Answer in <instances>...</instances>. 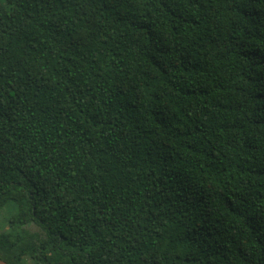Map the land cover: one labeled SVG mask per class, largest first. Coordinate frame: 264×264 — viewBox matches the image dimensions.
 <instances>
[{
  "label": "trees",
  "instance_id": "trees-1",
  "mask_svg": "<svg viewBox=\"0 0 264 264\" xmlns=\"http://www.w3.org/2000/svg\"><path fill=\"white\" fill-rule=\"evenodd\" d=\"M10 204L3 264H264V0H0Z\"/></svg>",
  "mask_w": 264,
  "mask_h": 264
},
{
  "label": "rangeland",
  "instance_id": "rangeland-1",
  "mask_svg": "<svg viewBox=\"0 0 264 264\" xmlns=\"http://www.w3.org/2000/svg\"><path fill=\"white\" fill-rule=\"evenodd\" d=\"M10 212H12V205H8L6 206L5 208H3L1 211H0V229L3 228V224L5 223V219H7L10 215ZM2 222V224H1ZM0 264H3L2 262H0Z\"/></svg>",
  "mask_w": 264,
  "mask_h": 264
}]
</instances>
